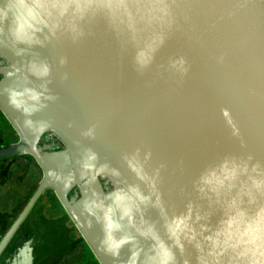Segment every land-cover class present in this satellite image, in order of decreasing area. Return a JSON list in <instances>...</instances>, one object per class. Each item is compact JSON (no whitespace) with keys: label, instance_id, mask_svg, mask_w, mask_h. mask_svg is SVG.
<instances>
[{"label":"water","instance_id":"water-1","mask_svg":"<svg viewBox=\"0 0 264 264\" xmlns=\"http://www.w3.org/2000/svg\"><path fill=\"white\" fill-rule=\"evenodd\" d=\"M170 6L176 24L143 73L133 64L132 46L114 35L102 17L86 22L85 36L77 43L62 38L25 55L27 59L35 52L51 66L49 88L57 99L32 118L48 120L47 133L63 149L43 151L42 137L34 140L22 124L24 117L0 95V110L18 135L17 142L0 148V159L28 155L42 170L36 189L0 239V253L50 189L99 264H122L126 259L127 245L119 260L104 253L98 243L100 226L80 211L78 202L90 189L103 194L101 178L112 179L102 175L91 185L79 183L75 161L83 147L92 148L99 162L116 167L127 183L138 181L123 157L136 148L141 155L149 151L147 169L159 168L158 189L169 213L195 199L192 179L217 157L250 152L264 160V0H170ZM60 56L66 58L63 66L57 63ZM177 56L186 61L183 75L169 67ZM0 59V89L14 86L16 78L8 73L21 59L6 46H0ZM222 109L239 128V139L232 136ZM90 126L91 139L81 135ZM65 152L72 156L68 165ZM69 168L77 179L68 189L47 175L53 170L67 173ZM74 191L76 198L70 200ZM145 216L160 227L155 209ZM141 243L147 247V242Z\"/></svg>","mask_w":264,"mask_h":264},{"label":"clouds","instance_id":"clouds-1","mask_svg":"<svg viewBox=\"0 0 264 264\" xmlns=\"http://www.w3.org/2000/svg\"><path fill=\"white\" fill-rule=\"evenodd\" d=\"M95 17H102L114 35L132 46L139 73L152 64L176 24L170 0H0V46L21 59L8 73L16 78L15 85L0 89V95L24 117L22 124L34 140L49 132L50 122L32 117L57 97L49 88L48 60L35 52L27 59L25 55L62 38L79 42L86 22ZM57 63L63 66L66 58L60 56ZM169 67L180 75L187 72L182 56L170 60ZM221 115L239 139L240 130L228 110L222 109ZM81 135L93 138L94 128ZM150 156L136 148L123 157L138 181L127 183L116 167L99 162L92 148L79 150V183L91 185L102 175L112 178L109 190L101 194L90 189L78 202L80 211L100 226L98 243L104 253L119 260L127 245L122 264H264V160L250 152L217 157L192 179L195 199L169 213L158 189L160 170L147 169ZM63 161L72 163L71 154L65 152ZM47 175L65 189L77 179L71 168ZM150 208L158 212L159 228L145 216Z\"/></svg>","mask_w":264,"mask_h":264},{"label":"flooded vegetation","instance_id":"flooded-vegetation-1","mask_svg":"<svg viewBox=\"0 0 264 264\" xmlns=\"http://www.w3.org/2000/svg\"><path fill=\"white\" fill-rule=\"evenodd\" d=\"M46 191L0 253V264H26L27 260L29 264H90L94 254L89 245L57 195L52 190L51 193ZM73 193L69 195L70 200L76 198L77 194L72 196Z\"/></svg>","mask_w":264,"mask_h":264},{"label":"crops","instance_id":"crops-1","mask_svg":"<svg viewBox=\"0 0 264 264\" xmlns=\"http://www.w3.org/2000/svg\"><path fill=\"white\" fill-rule=\"evenodd\" d=\"M17 140L18 135L0 110V148L9 146ZM27 156L0 159V237L3 236L7 227L18 216L28 200L26 185L21 182L27 171ZM10 167L17 169L16 176L11 177L12 170ZM92 257L90 264H99L95 256Z\"/></svg>","mask_w":264,"mask_h":264},{"label":"rangeland","instance_id":"rangeland-1","mask_svg":"<svg viewBox=\"0 0 264 264\" xmlns=\"http://www.w3.org/2000/svg\"><path fill=\"white\" fill-rule=\"evenodd\" d=\"M59 149H63V144L58 139H54V141L52 142V147L50 148L49 151H56ZM10 168L12 170L11 177L16 176L17 175V169H15L13 167H10ZM41 175H42V172H41L40 167L33 160V158L27 156V171L24 175V179L21 182H24L26 185V193H27L28 197H29V195L32 194V192L37 187V185L40 181ZM11 190H12V188L10 189V191ZM51 192H52L51 190L46 191V193H51ZM74 194H76L75 191L72 194V196ZM74 197H72V198H74Z\"/></svg>","mask_w":264,"mask_h":264},{"label":"built area","instance_id":"built-area-1","mask_svg":"<svg viewBox=\"0 0 264 264\" xmlns=\"http://www.w3.org/2000/svg\"><path fill=\"white\" fill-rule=\"evenodd\" d=\"M54 136L51 133H46L40 142V147L45 150L52 147V142L54 141ZM101 184L104 188V190H109L112 186V179L102 177L101 178Z\"/></svg>","mask_w":264,"mask_h":264},{"label":"trees","instance_id":"trees-1","mask_svg":"<svg viewBox=\"0 0 264 264\" xmlns=\"http://www.w3.org/2000/svg\"><path fill=\"white\" fill-rule=\"evenodd\" d=\"M55 139H57V138H55Z\"/></svg>","mask_w":264,"mask_h":264}]
</instances>
